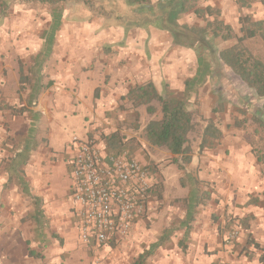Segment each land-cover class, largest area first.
Returning a JSON list of instances; mask_svg holds the SVG:
<instances>
[{"label":"crops","instance_id":"0c3cea01","mask_svg":"<svg viewBox=\"0 0 264 264\" xmlns=\"http://www.w3.org/2000/svg\"><path fill=\"white\" fill-rule=\"evenodd\" d=\"M209 3L213 4V0ZM223 10L226 12L225 8ZM4 23L0 24L1 62L6 59L11 44L19 50L29 46L30 52H39L41 37L39 40L36 37L32 40L15 38L13 43L6 41ZM182 52L180 46L173 44L167 31L151 26L126 31L124 25L106 23L104 18L63 21L51 61L57 58L62 62H76L77 68L65 70L60 83L50 76L53 85L42 92L37 106L32 108L41 113V118L35 146L23 168L31 193L44 201L43 208L49 221L55 222L66 213L68 223L57 225L66 242L65 264H134L139 255L163 235L166 239L148 256L147 264H264V151L261 149L258 153L262 160L254 153V163L245 160L244 151L236 149L228 159L205 152L206 155H192L185 168H177L172 163L168 169H160L164 185L162 199L149 196L146 216L135 222L126 237L95 249L86 248L79 240L72 211L68 165L73 154L69 144L72 141L60 148L54 146L58 137L51 134L60 130L61 125L57 124L62 123V117L78 114L84 109H89L95 121L88 119L93 124L87 133L100 126L114 132L127 118L128 110H121L123 103L135 118L139 114L142 131L150 120L161 118V106L154 114L147 113L146 106L135 112L133 102L125 95L135 85L148 82H153L159 92H162L163 83L171 90H183L186 78L195 74L197 66L193 73L184 76ZM9 77L14 80L16 75L12 72ZM6 78L1 69L0 97L7 95ZM14 88V93L20 90L19 79ZM198 95L205 97L206 93L200 89ZM15 102L16 99H12L10 104ZM200 114L204 120L211 118L218 124L212 102L209 106L203 104ZM40 123L49 125V149L44 155L36 154ZM54 126L56 128L52 129ZM27 138L28 130L22 144H14L9 160L25 145ZM142 139L144 147L152 146ZM137 156L139 151L135 153ZM168 156L172 161L179 159V155L171 152ZM152 157L151 154L142 163L155 162ZM42 160L48 162L43 164ZM199 162L198 171H193ZM218 164L220 167H216ZM194 179L198 182L194 183ZM193 190H197L199 198L204 191L207 196L197 203L192 202L194 207H191L188 199ZM251 198L255 200L251 201ZM234 228L239 230L238 236L228 240L229 232Z\"/></svg>","mask_w":264,"mask_h":264},{"label":"rangeland","instance_id":"374dc122","mask_svg":"<svg viewBox=\"0 0 264 264\" xmlns=\"http://www.w3.org/2000/svg\"><path fill=\"white\" fill-rule=\"evenodd\" d=\"M250 1L251 4L243 9L239 8L235 0H213V4L209 3L210 0H201L198 6L206 7L209 4L217 6L221 10L222 18L230 23L240 36L242 35L239 23L240 14L248 13L255 20H264V0ZM117 3L122 8V11L114 5H109L107 11L111 14L109 15L110 19L108 18V20H105L106 23H117L115 17L118 13L121 12L125 14V11L129 9V5L125 0H117ZM223 8H225L226 12H223ZM50 16L48 5L42 4L37 0H12L10 8L6 15L0 20V24L5 22L6 41L13 43L15 38L32 40L35 37L39 40L43 31L49 26L51 20ZM98 18L103 17L97 15V13L83 3L71 2L66 5L63 21H94ZM179 22L189 25L204 24L203 19L198 18L193 10L184 14ZM131 29L137 28L132 27ZM0 38H2L1 35ZM234 43H236V39L221 40L218 46L224 48ZM243 44L250 48V50L264 62V46L260 37L246 39ZM12 45L13 44L8 48L6 59L2 60V62L0 61V70L2 69L7 77L5 81L7 90L5 91L7 95L0 97V264H65L67 258V253L65 252L66 242L57 225L67 222L65 220L66 213L63 214L64 217L58 218L55 222L51 221L48 228L42 229L41 234H37L35 222L31 216L35 211L32 198L27 195V193L25 194L18 185L17 180L14 179L13 182L6 184L10 175L9 157L14 151L13 146L18 143L22 144L31 121L28 112L19 114L10 108V106H14V108L17 109L20 105L17 104L19 102L18 97H25L23 94L27 93V91H21L19 89L14 93L15 82L16 80L18 81L19 75L18 60L21 59L25 67V73L33 79L36 77V72L31 70V66L33 65L32 58L37 54V52H30L29 46H23V49L20 48L19 50ZM180 48L181 51H183L181 56H183L184 59L182 70L185 72L184 76H189L194 72L197 66V56L195 51L191 48L183 46H180ZM61 54L60 52V55ZM76 68V62H62L60 59L57 60V58H53L52 61L48 63V68L45 70H47L49 76L54 77V81L60 83V77H62L65 70H73ZM12 72L16 75V80L8 79ZM226 73L227 74L223 76L209 79L201 88V90L206 93V96L196 95L191 102V107L199 110L197 128L191 133L189 138V145L192 147V155H206L205 152H210L213 153V155H222L223 158L226 157L228 159L231 152L236 149L244 151L245 160L254 163L256 161L255 150L258 151L261 149V151H264V127H260L254 117L255 108L261 107L264 98L258 99L255 97L244 82L231 70H228ZM166 85L169 88L167 83H163L162 89H164ZM12 99H16L15 104H10ZM211 102L213 108L221 107L220 110L216 111V114H218V124L214 122L222 131L223 136L217 147L200 150V142L202 140L205 121L208 120H204L203 116L200 114V108L203 104L209 106ZM219 102H221V104H219ZM153 105L158 108L160 103L158 100H154ZM144 106L145 105H140L139 107L143 109ZM139 107L133 106V110L137 112L136 110ZM121 110H128L126 112L127 118L123 125L121 124L118 126L116 131H119L125 138L133 137L132 134L137 133L135 137H137L142 144V138L144 137L143 130H140L141 123L139 121L141 118L139 114L138 118H135L133 112H131L129 108H126L125 103L122 104ZM91 116L92 114L89 109H84L78 114L70 113L62 117V123L60 122L57 124L58 126L61 125V127H59L60 130L55 131V134L53 131V134H51L53 137H58V143H53L54 146L64 148L68 141H73L74 137L84 139L87 136L96 138L98 143L101 142L105 144L106 140L103 136L109 135L113 131L100 126L92 128L93 131L91 130L87 133L90 124L95 123L94 116ZM91 118L93 121L88 120ZM91 121L93 123H90ZM55 128L56 126L52 129ZM39 133L36 154L44 155L49 149V125L45 126L40 123ZM234 136L239 138H234ZM71 143L72 142L69 144ZM138 151L139 156L136 158L141 162H145V158L149 159L151 154L153 156V161H155V163L158 162L156 164L157 170L151 172L154 176V182L157 180L161 181L162 174L160 173V169H168L172 163L178 168L174 160L172 161V158L168 156L169 151L164 147L148 145L146 148L142 144V147ZM42 161L43 164L48 162L47 160ZM199 165L200 162L193 171H198ZM216 167H220V164ZM28 170H30V168H28ZM26 172H28L27 166ZM62 219L65 221L63 222ZM61 239L63 240L62 242ZM30 250L42 256L30 254Z\"/></svg>","mask_w":264,"mask_h":264},{"label":"trees","instance_id":"16d2710c","mask_svg":"<svg viewBox=\"0 0 264 264\" xmlns=\"http://www.w3.org/2000/svg\"><path fill=\"white\" fill-rule=\"evenodd\" d=\"M11 1L0 0V20L6 15ZM37 1L48 5L51 20L49 26L41 35V49L32 58L33 65L31 70L36 72V77L32 79L26 74L23 62L21 59L18 60L20 90L27 91V93L25 97H20V105L17 109L14 106H10V108L19 114L28 112L31 121L25 145L18 149L10 159V175L6 184L13 182L14 179L17 180L21 186L20 188L32 198L35 211L31 216L35 222L37 234H41L42 229L49 227L50 221L45 214L42 197L31 193L28 182L25 180L23 167L28 163L30 159L29 152L35 146L41 118V113L34 111L32 108L37 106L42 92L53 85V79L50 78L45 69L48 68V63L51 61L56 45L57 32L63 24L66 5L71 2H81L105 20H108L111 14L107 11L109 5H114L121 11L122 8L117 3V0ZM125 1L129 5V9L125 11V14L119 12L115 17V21L124 25L126 31L132 27L148 28L151 26L159 28L170 33L174 45L191 48L196 53V72L185 80V86L182 91H173L166 85L162 92H159L153 82H148L135 85L125 95L128 100L133 102L135 107L145 105L149 114H154L157 110V107L153 105V101H159L162 116L160 119H152L148 122L143 129V137L152 146L164 147L172 154L179 155V159H174V161L179 168H185V165L192 160V147L189 145V138L191 133L197 128V117L199 115V110L192 108L191 102L209 79L223 76L227 74L228 70H231L244 82L255 97L258 99L264 98V62L243 44L246 39L255 37H260L264 43V20H255L248 13L240 14L239 23L242 35L239 36L235 28L222 18L221 10L217 6L209 4L206 7H200L198 4L201 0ZM235 2L241 9L251 4L250 0H235ZM192 10L198 18L203 19L204 24L189 25L179 22L184 14ZM230 39H236V43L224 48L218 46L221 40ZM220 109L221 107H214L213 111L216 112ZM254 117L259 126L264 127V101L260 108H255ZM221 136L222 131L214 120L208 119L203 129L200 150L215 148ZM103 138L106 140V150L111 155H120L127 151L130 157H135V153L142 147L137 137L125 138L119 131H114L109 135L103 136ZM258 151L255 150L256 155L259 160H262ZM147 167L150 172L157 170L156 163L152 161L148 163ZM193 182L196 183L198 181L194 179ZM163 189V182L157 180L151 186L148 196L160 200L163 197ZM205 196H207L206 191L202 193L201 197L204 199ZM202 198H199L197 190H193L189 195L188 200L191 202L189 206L194 207L192 202L197 203L203 200ZM254 200V198H251V201ZM190 216L189 213V220L191 219ZM165 239L166 237L163 235L156 243L151 244L149 249L139 255L134 264H147L148 256L154 253L155 249ZM29 253L42 256L39 253H33L32 250Z\"/></svg>","mask_w":264,"mask_h":264},{"label":"built area","instance_id":"2783aa9c","mask_svg":"<svg viewBox=\"0 0 264 264\" xmlns=\"http://www.w3.org/2000/svg\"><path fill=\"white\" fill-rule=\"evenodd\" d=\"M70 146V193L80 242L95 249L126 237L147 214L153 174L127 151L109 154L96 138L74 137ZM238 233L231 230L228 240Z\"/></svg>","mask_w":264,"mask_h":264}]
</instances>
